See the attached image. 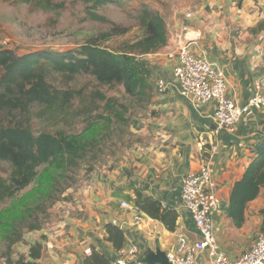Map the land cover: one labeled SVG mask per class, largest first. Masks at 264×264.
I'll list each match as a JSON object with an SVG mask.
<instances>
[{
  "label": "crops",
  "instance_id": "crops-1",
  "mask_svg": "<svg viewBox=\"0 0 264 264\" xmlns=\"http://www.w3.org/2000/svg\"><path fill=\"white\" fill-rule=\"evenodd\" d=\"M187 12L192 13L190 18H186ZM165 21L167 45L145 55L151 77L155 81L158 77L171 79L179 47L189 43L197 31L201 37L190 42V49L221 67L229 95L239 105H246L255 82L264 77V0H184L168 11ZM215 107L212 100L196 108L176 88L163 93L154 88L141 141L127 150L123 160L95 172L83 187L65 194L70 202L74 200L71 216L56 227V248L44 252L40 263L83 264L86 250L95 245L114 260L118 250L106 240L108 222L124 229V247L136 244L137 258L142 261L160 251L177 250L182 236L190 242L199 241L201 236L183 206L181 191L184 175L198 172L204 164L210 166L218 184L220 205L214 229L219 249L232 260L243 256L263 229L264 187L247 203L241 223L229 214V204L235 183L254 158V144L264 137V108H252L233 130L221 129L216 134L211 117ZM213 144L216 150H212ZM138 191L177 211L175 230L136 206ZM122 201H128L131 208H122ZM53 211V219L59 222L61 211ZM135 214H140L142 221H135ZM45 240L43 229L29 233L27 244L9 260L1 258L0 264L14 262L28 254L32 243L44 244ZM194 264H211L208 253L200 252Z\"/></svg>",
  "mask_w": 264,
  "mask_h": 264
},
{
  "label": "rangeland",
  "instance_id": "rangeland-1",
  "mask_svg": "<svg viewBox=\"0 0 264 264\" xmlns=\"http://www.w3.org/2000/svg\"><path fill=\"white\" fill-rule=\"evenodd\" d=\"M50 1L49 5L42 6L40 4L46 0H0V47L11 50L18 57L41 51L64 53L95 40L111 50L123 51L126 43H133L145 35L137 19L144 5L167 18L171 8L184 2L114 0L95 9L107 19L97 21L89 12L94 9L83 1ZM3 73L0 68V77ZM48 81L62 96L52 109L35 105L26 113L5 110L0 124L27 123L35 134L43 131L81 134L89 144L87 154L77 166L63 171L42 166L35 182L12 197L0 198V259L13 257L21 245L27 244L29 233L40 231L47 220L53 219V210H59L58 203L70 201L65 195L69 190L77 191L90 175L108 170L123 160L127 150L141 141V130L148 118L152 98L132 97L121 84H101L92 74L70 76L57 71L49 74ZM150 81L153 91L155 79L151 77ZM67 93L70 94L68 101L65 100ZM10 173V164L0 160V177L6 183ZM45 192L48 193L43 195ZM49 193L53 194L51 199ZM73 201L70 202L72 206ZM41 202H52L46 215L32 211ZM35 221L42 224L40 230L27 227ZM13 225L23 236L10 246L8 236Z\"/></svg>",
  "mask_w": 264,
  "mask_h": 264
},
{
  "label": "trees",
  "instance_id": "trees-1",
  "mask_svg": "<svg viewBox=\"0 0 264 264\" xmlns=\"http://www.w3.org/2000/svg\"><path fill=\"white\" fill-rule=\"evenodd\" d=\"M79 1L90 4L94 9L89 11L93 20L106 21L95 9L114 0ZM50 3V0H46L40 5ZM137 19L145 29V35L133 43H126L123 51L111 50L95 40L64 53L41 51L18 57L11 50L0 48V68L4 71L0 77V116L5 110L30 112L35 105L52 109L62 99L48 81L49 74L53 71L70 76L92 74L101 84H121L130 96L151 99V69L145 55L156 53L167 45L168 29L163 15L148 5L140 9ZM66 95L65 100L68 101L70 94ZM88 146V141L81 134H55L47 131L35 134L27 123L0 124V160L8 162L11 167L8 183L0 177V198L12 197L35 182L42 166H46L48 170L59 171L77 166L86 157ZM253 152V160L243 177L235 183L231 194L229 214L238 223L244 219L247 203L255 199L264 187V137L254 144ZM48 196L51 199L53 194L49 193ZM52 202H41L32 211L38 210L46 215ZM135 204L148 216L163 222L167 229L175 230L178 218L175 209L164 208L158 199L144 196L139 191ZM22 222L26 223L24 219ZM14 227L15 225L8 236L10 246L23 236L22 231H17ZM27 227L30 230H40L42 224L35 221ZM105 229L106 240L113 248H123L126 241L124 229L113 222L106 223ZM90 250L83 264L112 263L113 258L97 245ZM42 256L43 242L36 241L30 245L27 255L18 256L10 264H41Z\"/></svg>",
  "mask_w": 264,
  "mask_h": 264
},
{
  "label": "built area",
  "instance_id": "built-area-1",
  "mask_svg": "<svg viewBox=\"0 0 264 264\" xmlns=\"http://www.w3.org/2000/svg\"><path fill=\"white\" fill-rule=\"evenodd\" d=\"M191 16V12L186 13V18ZM200 37L201 33L195 31L194 38L179 47L173 77H158L155 81L156 90L163 93L176 88L196 108L214 100L216 107L211 117L216 126L215 133L218 134L221 129L233 130L252 108H264V77L255 82L254 93L249 102L244 106L239 105L228 93V81L223 69L190 49V42ZM200 148L203 150L204 146L201 145ZM212 150H216L215 144L212 145ZM181 195L183 206L190 212L201 238L197 242H190L185 237H180L177 250L167 254L171 264H194L196 256L204 251L208 253L211 264H264V225L251 248L240 258L232 260L220 251L214 229V218L220 205L218 184L208 164H204L196 173L184 175ZM58 204L61 220L58 222L51 218L42 228L46 236L43 253L56 248V227L70 218L73 209L70 201L64 200ZM121 206L131 208L128 201H122ZM134 220L140 222L142 216L135 214ZM90 252V249L86 250V254ZM138 254L139 247L136 244L120 248L118 257L111 264H148L139 260Z\"/></svg>",
  "mask_w": 264,
  "mask_h": 264
},
{
  "label": "water",
  "instance_id": "water-1",
  "mask_svg": "<svg viewBox=\"0 0 264 264\" xmlns=\"http://www.w3.org/2000/svg\"><path fill=\"white\" fill-rule=\"evenodd\" d=\"M144 261L148 264H171L167 254L161 251L148 256Z\"/></svg>",
  "mask_w": 264,
  "mask_h": 264
}]
</instances>
